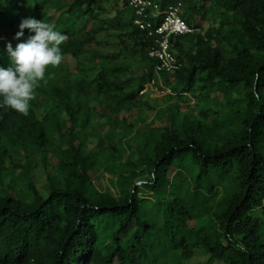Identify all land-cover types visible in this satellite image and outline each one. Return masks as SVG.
Returning a JSON list of instances; mask_svg holds the SVG:
<instances>
[{
  "label": "trees",
  "instance_id": "1",
  "mask_svg": "<svg viewBox=\"0 0 264 264\" xmlns=\"http://www.w3.org/2000/svg\"><path fill=\"white\" fill-rule=\"evenodd\" d=\"M178 3L189 27L208 28L172 40L181 66L160 74L166 102L148 121L138 96L157 62L125 0H0V66L29 17L66 35L62 54L75 63L47 70L27 115L0 107V264H181L196 251L264 264V0H156L160 13ZM113 42L130 60L94 49ZM133 110L134 121L122 117ZM22 158L56 162L44 194L26 173L24 196L8 195L2 182ZM102 170L116 196L95 187Z\"/></svg>",
  "mask_w": 264,
  "mask_h": 264
},
{
  "label": "clouds",
  "instance_id": "2",
  "mask_svg": "<svg viewBox=\"0 0 264 264\" xmlns=\"http://www.w3.org/2000/svg\"><path fill=\"white\" fill-rule=\"evenodd\" d=\"M25 30L29 36L24 40ZM15 39L23 41L13 48L6 45L10 66H0V107H7L27 115L36 89L45 79L47 70L61 65L64 57L61 45L67 36L55 29V25L25 18L19 25Z\"/></svg>",
  "mask_w": 264,
  "mask_h": 264
},
{
  "label": "rangeland",
  "instance_id": "3",
  "mask_svg": "<svg viewBox=\"0 0 264 264\" xmlns=\"http://www.w3.org/2000/svg\"><path fill=\"white\" fill-rule=\"evenodd\" d=\"M122 7L121 5L118 6H113V7H106V9L101 10L100 13L98 14V17H109L112 18L113 15ZM119 8V9H118ZM57 16V13L55 14ZM197 25L199 26V29H197L196 33H200L201 35L205 33V31L208 28V24L206 22H201L197 20ZM104 41V40H103ZM114 41V40H112ZM108 42V41H107ZM113 44L108 45H101L100 47L94 46V49L98 51L99 53L106 54V53H115L118 55V58L120 60H130L128 55L125 53H122V48L116 47V45ZM188 46L187 42L183 43V47L186 49ZM122 47V46H121ZM64 63H67L69 67L73 70L75 63L73 60H71L68 56H65L63 59ZM132 72L134 74H137V70L132 67ZM178 90L180 91L181 88L179 87ZM168 91L166 90H161L156 87V85H147L144 88V91L141 92L138 96V102H139V109L142 111L140 114L141 119H145L148 121L152 120L153 114H154V109L157 107H162L164 103L166 102L165 94H167ZM194 102L191 100L188 105L190 107H193ZM94 105V104H92ZM187 104L183 103L181 107L183 110L186 109ZM96 107V105H94ZM98 109L95 110V113H97ZM95 113H93V116L91 118V124L95 128V130L98 132L100 135H104L107 127L104 125V120L100 119L99 116H97ZM122 117L127 118L130 122L134 121L137 117H139L138 113L136 110H133L131 113H123ZM142 123H140L141 125ZM155 126L161 125L158 122L154 123ZM106 145V144H105ZM88 149L92 150L93 152L97 151L96 147V139L95 138H89L88 139ZM15 164L17 166H20L22 170L20 171L19 169H16L15 172L13 173V177H10L12 180H10L9 177L5 178L2 182L3 186L8 192V195L11 198H16V197H23L24 193H26V188H25V174L28 173L30 177L32 178V181L35 185V188L42 194H44V188L47 185V179H46V174L51 173L54 174V171L52 170V167L54 166V163H56L54 160H51L47 166L45 167L43 163L40 160H37V158H34L32 162H28V160L22 158L21 160L15 159ZM13 168L9 162L5 164V170L9 171ZM20 171V174H18ZM95 187L97 190L101 192L109 191L113 195H117V189L113 186L114 181H115V176L109 174L106 171H99L93 174L91 177ZM145 176L141 177L136 180L135 184L138 187H141V184L144 182ZM168 264H173L171 262H168ZM181 264H222L219 262H209L208 261V256L203 253L196 251L195 255L193 256L192 259L188 261H182Z\"/></svg>",
  "mask_w": 264,
  "mask_h": 264
},
{
  "label": "built area",
  "instance_id": "4",
  "mask_svg": "<svg viewBox=\"0 0 264 264\" xmlns=\"http://www.w3.org/2000/svg\"><path fill=\"white\" fill-rule=\"evenodd\" d=\"M134 13L133 24L152 39V46L147 56L157 64L154 69L155 78L149 85L160 83V74H173L179 70L180 64L174 53L172 40L177 37L192 35L196 29L189 27L181 19L182 5L169 6L160 13L156 0H125Z\"/></svg>",
  "mask_w": 264,
  "mask_h": 264
}]
</instances>
